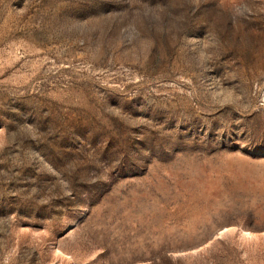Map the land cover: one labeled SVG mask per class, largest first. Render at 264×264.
Here are the masks:
<instances>
[{
	"label": "rangeland",
	"instance_id": "374dc122",
	"mask_svg": "<svg viewBox=\"0 0 264 264\" xmlns=\"http://www.w3.org/2000/svg\"><path fill=\"white\" fill-rule=\"evenodd\" d=\"M0 264H264V0H0Z\"/></svg>",
	"mask_w": 264,
	"mask_h": 264
}]
</instances>
